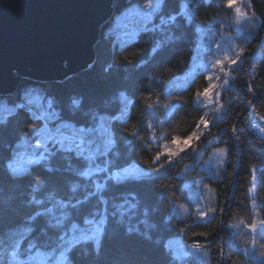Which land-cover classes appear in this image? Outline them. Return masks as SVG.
I'll list each match as a JSON object with an SVG mask.
<instances>
[{"label":"trees","instance_id":"trees-1","mask_svg":"<svg viewBox=\"0 0 264 264\" xmlns=\"http://www.w3.org/2000/svg\"><path fill=\"white\" fill-rule=\"evenodd\" d=\"M135 1L145 0L113 1L114 11L100 29L89 65L57 79L20 77L12 93L0 95V101L14 104L16 112L12 116L6 112L7 123L0 125V231L17 227L36 210V206L26 207L23 203L34 178L42 183L51 181L49 188L58 185V198L73 195L71 183L82 186L74 194L76 198L85 195V185L88 191L92 190L91 180L65 171L69 164L64 158L66 154L57 151L51 143L49 151L54 154L47 161L31 166L29 175H11L8 160L18 151L29 153L30 144L18 148L19 139L24 133L35 137L44 123L31 119L27 108L15 107L26 103L25 94L39 97L32 105L34 110L38 103L51 98L60 119L92 126L94 113L120 114L118 97L123 92L130 103L125 119L112 122L115 143L107 156L113 161L109 171L133 165L147 170L155 166L149 163L155 153L163 151L164 145L174 137H187L193 131L203 134L171 163L151 173L150 178L120 184L108 181L103 195L109 200V216L101 248L97 253L92 242L78 246L71 253L74 264H184L165 244L167 237L176 234L182 235L187 243L202 246L199 264H264V224L259 223L264 220V135L252 128L253 123L264 128V120L260 118L264 115V0H246V10L255 18L241 32L231 35V57L240 48L245 51L230 69L232 79L216 90H221L218 100L223 107L219 111L214 94L212 103L196 95L208 86V71L188 75V70L197 61L193 56L202 42L199 29L207 27L214 16L235 14L234 8H228L224 0H185L191 21L178 15L179 26L161 25V15L167 18L179 14L183 6V0H166L161 13L151 22L140 20L136 36L125 40L128 35L119 33L124 28H107ZM167 36L172 39L166 41ZM153 48H156L154 54ZM218 76L219 84L223 83L225 74ZM73 98L81 101L78 110L71 108ZM202 117L210 123L198 130ZM33 123L36 129L28 127ZM134 126L143 139L124 131ZM221 149L227 153L222 157L223 164L219 163ZM41 152L42 146L34 153ZM166 159L167 153L157 163ZM104 160L105 157H98L97 163ZM212 161L217 165L213 166ZM72 163L80 162L73 157ZM48 167L54 171L47 172ZM105 176L100 174L96 179L103 181ZM126 198L138 202L137 208L134 215H125L120 223L119 214L111 215L112 205ZM186 204L190 206L188 214L184 213ZM208 208L217 210L201 217L199 212ZM102 210L103 205L93 197L81 205V214L74 218L82 223L85 214ZM253 222L257 223L255 231L248 227ZM129 225L138 226L139 232L128 233ZM33 226L35 231L29 239L38 243L58 234L47 228L42 218ZM194 232L207 235H193Z\"/></svg>","mask_w":264,"mask_h":264},{"label":"snow or ice","instance_id":"snow-or-ice-1","mask_svg":"<svg viewBox=\"0 0 264 264\" xmlns=\"http://www.w3.org/2000/svg\"><path fill=\"white\" fill-rule=\"evenodd\" d=\"M228 8H235V23L240 24L242 20H247L251 24L254 20V16L249 17L246 11V6L241 3V0H224ZM166 0H146V2L139 7L138 15H141L143 20L148 23L153 18L162 12V8ZM136 9H134L135 11ZM178 15L187 17L189 21L192 19V14L188 11V5L182 6L179 14L169 15L165 18L160 16L161 25H173L179 26ZM163 30V29H162ZM171 36L165 37V40H171ZM159 47V44L156 45ZM154 54L156 48L151 49ZM245 49L240 48L234 57L225 56L224 59L216 60L212 67L217 69L220 73L227 74L231 71L225 66V62L228 65H236L240 61ZM225 77L223 83L218 84L220 76L209 75L207 77L209 83L203 91L196 93L197 97H203L209 103H212L213 94L218 98L220 93L216 91L218 88H223L224 85L229 83ZM26 103L18 104L15 107L18 109H25L30 113L31 119L34 121H43V127L36 132L35 137L24 133L23 145L35 143L41 145L43 151L36 155L34 152L29 155L27 151L24 153L17 152L16 156L7 164V168L10 170L11 175L15 177H23L30 174V167L34 165H40L42 161H47L49 156L53 155L49 151V142L57 147V151L66 154L64 158L68 160V168L65 171L73 173L75 176L82 177L85 180H91V191L87 190L85 185V195L82 198H76L75 193L82 187L79 183H71L70 191L73 195L65 198H58V185L53 184L49 188L51 181L41 182L33 179L30 191L26 195L24 205L26 207L36 206V210L30 215L24 218L23 223L15 228H10L6 232L0 231V264H74L71 258V253L78 246L92 242L95 250L98 253L101 248L102 237L105 233V228L108 223V205L109 200L103 195L106 190L108 181H114L117 184L124 183L126 181H140L144 178H150L151 173L159 172L165 164L171 163L175 157H178L181 152L193 146L194 142L199 140L202 131H193L191 135L187 137H174L170 142L164 145L163 151H157L155 157L150 164H155L154 167H150L145 170L138 165L125 167L118 171H109L110 166L113 165V161L107 159L109 152L115 143L114 132L112 128V122L114 120L123 121L126 117L128 104L130 100L123 92L118 97L121 108L120 114L107 115V114H93L92 126H77L75 122L61 121L55 127H49V123L52 121L60 120V114L53 107V100L49 98L46 103L37 104L35 110L32 105L34 101H37L39 97L32 93L25 94ZM217 111H219L223 105L216 100ZM250 103V102H249ZM81 101L73 98L71 100V108L78 110L80 108ZM167 107V105H165ZM16 115V112L12 108L4 109L0 107V125L7 123V116ZM261 120H264V115H261ZM209 121L203 117L200 123L197 125V129L203 125L205 128L209 125ZM152 125L149 124V127ZM30 129H36V124L28 125ZM124 131L131 132V135L139 137L135 126L131 129L125 128ZM232 131H236V127H232ZM156 137H154L155 139ZM23 145H18L22 147ZM151 147L150 144L146 145ZM167 153V159L164 163H157L160 157ZM47 154V155H46ZM227 155L224 149L220 150L221 159L219 163L223 164V156ZM75 157L80 163L73 164L72 159ZM98 157H105L103 163H97ZM47 172L52 173L54 169L48 167L45 169ZM255 172V168H253ZM100 174H106L103 181L96 179ZM255 180V176H253ZM164 187H167L166 185ZM207 187V185L205 186ZM255 185H253L254 189ZM253 189H250L253 190ZM93 197H97L99 202L103 205L102 211H94L89 214H85L82 223L78 222L74 216L81 214V205L90 201ZM137 203L133 200L125 199L121 203L113 204L114 211L112 216L119 214L120 223L123 222L125 215L133 214L134 209L137 208ZM253 205L256 201H252ZM216 208H208L207 211L199 212L201 217L207 216L208 212H215ZM186 211V210H185ZM145 215L147 213L145 212ZM42 218L47 228L55 230L58 234L49 237L43 242H37L36 239H29V237L35 231L34 222L37 219ZM141 223H147L141 221ZM260 224H264V220L259 221ZM254 231L257 228V223L253 222L248 225ZM2 227V226H0ZM128 233L133 231L139 232L138 226L129 225L127 228ZM193 235H207L205 232H194ZM27 240V245L24 246V242ZM255 243V241H253ZM171 247V242H169ZM193 248L202 247L198 243L192 245ZM11 249L9 254L8 249ZM10 255V259H9ZM178 256L181 254L178 252ZM181 258H183L181 256Z\"/></svg>","mask_w":264,"mask_h":264},{"label":"water","instance_id":"water-1","mask_svg":"<svg viewBox=\"0 0 264 264\" xmlns=\"http://www.w3.org/2000/svg\"><path fill=\"white\" fill-rule=\"evenodd\" d=\"M114 0H0V95L89 65Z\"/></svg>","mask_w":264,"mask_h":264},{"label":"rangeland","instance_id":"rangeland-1","mask_svg":"<svg viewBox=\"0 0 264 264\" xmlns=\"http://www.w3.org/2000/svg\"><path fill=\"white\" fill-rule=\"evenodd\" d=\"M144 2L138 3L135 1L131 5H129L127 8L123 9L115 18V21L111 27H108V30L113 29H121L124 28V31H120L119 33H122L123 35L127 34L128 36L125 38V40L132 39L136 36L137 31L140 29L138 26V22L142 20V16L138 15V9L140 6H142ZM156 0H153V3H155ZM183 5L187 2L185 0L182 1ZM246 0H241V3L244 5ZM192 6V5H190ZM189 6V7H190ZM134 9H136L134 11ZM247 11V10H246ZM235 12V8H234ZM248 12V11H247ZM235 14L233 15H221V16H214L211 18V20L208 21V24H206L207 27H204V29H199L201 33V39L202 42L199 44V47L197 46V49L195 51V54L193 58L196 61V63L188 70V74H195L198 71L206 70L208 71V76L211 74L214 76H217L221 74L218 72L217 69H214L212 67V64L216 60L224 59L225 56L231 57V46L229 45V40L231 39V35L234 33H239L244 28L246 24H248L247 20H242L240 24L235 23L234 19ZM250 17V15L248 14ZM213 27H216V30H213ZM211 30L212 33H211ZM204 39H207L206 41H203ZM208 52V53H206ZM213 53L214 55L212 57H206L207 54ZM227 68L231 69L233 68V65H227ZM225 74V73H224ZM226 76V74H225ZM233 74L231 71L227 74L228 81L232 79ZM219 84V80L217 81ZM221 90H219L220 93ZM217 98V97H216ZM215 98V99H216ZM219 98V97H218ZM217 98V99H218ZM216 99V100H217ZM14 104H8L4 103L2 100L0 101V107H3L4 109L12 108L13 109ZM6 113V112H5ZM69 121L71 120L67 119H60L59 121L55 123H49V127H55L57 124H59L61 121ZM79 126V125H77ZM24 136L19 139L18 145H23ZM16 156V153L13 154V156L10 158H14ZM9 159V161H10ZM211 164L213 166L217 165V162L212 161ZM203 183H206L205 179L203 180ZM198 191L200 188H197ZM206 193L204 194L205 197ZM238 224V223H237ZM236 227V226H235ZM249 227V226H248ZM15 228V227H14ZM27 240L24 242V246L27 245ZM169 242H171V247H169ZM166 246L171 250L173 255L177 257L179 260H181L184 264H199L202 257L203 252L202 249L199 248H193V243H187L185 239H183L182 235H175L167 237L165 240ZM9 254L11 252V249H8ZM180 253L181 255L178 256L177 253ZM181 256L183 258H181ZM10 259V255H9Z\"/></svg>","mask_w":264,"mask_h":264},{"label":"bare ground","instance_id":"bare-ground-1","mask_svg":"<svg viewBox=\"0 0 264 264\" xmlns=\"http://www.w3.org/2000/svg\"><path fill=\"white\" fill-rule=\"evenodd\" d=\"M208 1V0H207ZM204 71H206V70H204ZM188 75H193V74H188ZM152 113V112H151ZM252 128L254 129V130H256V131H258V132H260V134L261 135H264V128H262V127H260V126H258V125H256V124H252ZM50 143V142H49ZM49 145V144H48ZM17 146H18V144H17ZM39 147H41V145H36L35 143H30V147H29V150H28V154L29 155H31L33 152H35V149H37V148H39ZM42 151H43V148H42ZM21 153H24V152H22V151H20ZM8 162H9V160H8ZM114 171H118V170H116V169H114ZM184 208H185V214H188L189 212H190V206L189 205H184ZM181 215H183V213H180V216ZM176 235H179V234H176Z\"/></svg>","mask_w":264,"mask_h":264}]
</instances>
